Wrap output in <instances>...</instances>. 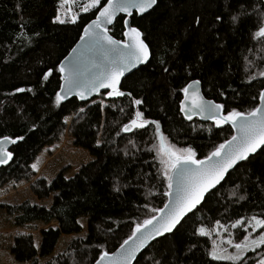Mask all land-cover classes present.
<instances>
[{
    "label": "trees",
    "instance_id": "1",
    "mask_svg": "<svg viewBox=\"0 0 264 264\" xmlns=\"http://www.w3.org/2000/svg\"><path fill=\"white\" fill-rule=\"evenodd\" d=\"M61 1L0 0V138L24 137L12 145L10 162L0 165V186L11 180L29 182L38 154L59 142L66 131L94 160L68 179L61 171L51 182L45 178L31 182V191L39 199L53 197L51 206L25 201L0 207L15 217L18 226L33 221L57 223L41 231L39 248L33 235H18L11 248L16 261L39 264V258L53 253L60 236L81 232L77 221L87 217V237L73 239L45 264H94L101 250L97 245L113 252L131 234L136 222L154 214L150 208H162L167 201L162 165L155 151H149L158 143L154 125L117 135L135 111H142L150 121L158 120L170 143L181 148L191 146L202 159L214 146L229 139L233 130L227 124L216 127L198 118L184 119L179 111L183 98L180 88L189 80H200L204 95L224 104L225 111H246L259 103L258 95L264 88V77L259 76L264 71V43L250 39V33L258 27L252 5L259 0H157L149 13L133 14L131 23L142 31L151 60L123 79L122 89L132 96L106 98L108 104L103 108L101 102H82L74 97L59 106L54 104L62 82L59 63L97 11L80 13L76 23H53ZM241 4L252 15L234 28L230 15L240 11ZM216 15H222L221 22L215 21ZM196 17L200 18L199 25L195 24ZM123 18L118 17L110 28V34L119 40L123 39ZM160 61L170 68L169 74H162ZM50 68L52 74L45 81L43 73ZM149 81L150 86L145 87ZM17 88L25 91L16 92ZM133 98L142 99L143 104L134 108ZM70 116L73 118L68 124ZM249 168L257 175L264 173V152L231 171L198 210L188 215L184 228L162 240V244L172 241L182 250L181 255L187 256L183 264H232L211 259L208 253L213 237L193 236L196 227L212 228L217 220L229 225L253 216L264 219V185L257 188L248 180ZM114 185L119 192L113 191ZM240 196L245 199L240 200ZM190 243L196 246L186 251ZM159 247L161 244L154 243L148 252ZM246 256V264H255L264 256V247Z\"/></svg>",
    "mask_w": 264,
    "mask_h": 264
},
{
    "label": "snow or ice",
    "instance_id": "2",
    "mask_svg": "<svg viewBox=\"0 0 264 264\" xmlns=\"http://www.w3.org/2000/svg\"><path fill=\"white\" fill-rule=\"evenodd\" d=\"M62 3H67V0H62ZM156 4L157 0H106L103 3L102 0H87V3L81 7V11L87 13L96 9L95 19L84 25L80 36V41L83 42L81 49H73L70 54L74 59L66 57L68 64L65 66L61 62V66L57 68V71L61 73L62 83L60 91L55 93L54 104L59 106L73 93L76 98L85 100L86 94L100 93L101 90H105L103 94L109 98L131 97V92L121 90L122 78H126V74H134V70H139V66L149 64L151 50L142 38V32L132 26L127 17L133 14L142 15ZM252 7L258 16V27L250 33V39L264 43V18H261L264 17V0H259V3ZM239 8L240 11L230 15L234 28H238L243 19L250 18L252 15L247 12L243 4L239 5ZM118 13L124 14L123 39L121 40L114 39L109 34L108 27L114 23ZM222 19V15L215 16L217 22H221ZM76 20L75 15H71L70 19H62L59 7L53 17V23L60 24L76 23ZM195 24H200L199 17H196ZM199 59L203 60V57ZM159 63L162 65V74H169L170 68L163 66L165 61ZM52 71L51 68L45 71L42 79L48 80ZM185 71L189 76L191 75L187 68ZM259 76L264 77V71L259 72ZM150 83V81L146 82L145 87H149ZM200 84V80H189L179 89V92L183 94L179 111L184 119L191 120L194 115H199L211 120L216 127L231 125L234 134L214 146L201 159L191 146L177 148L175 144L170 143L161 131V124L158 120L150 121L144 118L142 111H135L128 122L121 126L117 135L154 125L153 135L158 143H154L149 151H155L162 165L161 175L167 188L163 195L168 197V200L163 208H150L149 211L154 214L142 222H136L131 229V234L120 243L116 252H109L104 250L103 245H97L101 250L94 264H183L187 256L181 255L182 250L177 248L174 242L169 241L164 245L161 243L162 240H167L170 235L175 236L184 228V221L188 215L194 214V210H198V206L205 200L206 194L227 179L230 170H234L241 164L249 163L254 156L264 152V89L259 92V103L251 109L239 111L232 108L225 111L224 104L204 99L200 94ZM15 91L23 92L25 89L17 88ZM220 95L223 96L224 93L221 92ZM131 104L135 108L142 105L143 101L133 98ZM101 108H103V101H101ZM83 111L84 109L81 108L80 112ZM23 139V136H17L15 139L8 136L0 138V164H7L13 158V153L8 151L5 145L15 144ZM99 143L97 141L98 145ZM125 155L128 153L125 152ZM32 167L35 169L36 165L33 164ZM248 180L260 188L264 185V173L257 175L249 168ZM113 191L119 192L120 188L114 185ZM239 199L243 200L245 197L240 196ZM250 219L254 222L252 232L261 229L258 236L250 238L251 233H249L244 235L243 240L238 243L231 239L225 240L224 243L235 249L232 253H229L226 248L218 249L213 242V248L208 253L212 260L246 264L248 259L246 253L264 247V219L256 216ZM77 223L79 224L80 221ZM216 224L219 225L220 222L217 220ZM240 224L241 220L238 219L232 227L236 228ZM191 234L198 237L209 236V232L202 226L196 227ZM154 243L161 244V247L148 252L153 248ZM195 246L194 243H190L186 251H191ZM145 252L148 254L145 255ZM255 264H264V256H260Z\"/></svg>",
    "mask_w": 264,
    "mask_h": 264
},
{
    "label": "rangeland",
    "instance_id": "3",
    "mask_svg": "<svg viewBox=\"0 0 264 264\" xmlns=\"http://www.w3.org/2000/svg\"><path fill=\"white\" fill-rule=\"evenodd\" d=\"M85 3H87V0H67V3H62L61 1V18L70 19L71 15L78 17V15L82 13L81 7ZM66 13H68V15H66ZM101 101H103V105L108 104L106 95L101 94L92 102ZM72 118L73 116H70L66 119L68 124L71 123ZM92 160H94V156H92L87 149L77 146L73 135L69 133V131H66L65 136L61 138L59 142L44 147L38 154L37 159L33 163L36 165L34 169L35 174L29 182H15L11 180L0 186V205H19L25 201H29L32 204L46 205L49 207L52 204L53 197L39 199L31 191V182L37 178H45L47 181L51 182L61 171H64L65 177H72L84 164ZM14 218V216L8 214L5 208L0 207V264H30L28 262H18L12 255L11 248L14 245L15 238L20 234H31L33 235L35 245L39 248L42 239L41 231L49 227H56L57 223L52 222L46 224L43 221H33L25 226H18L15 224ZM240 220L241 224L237 225L236 228L232 227V224L236 221L229 225L220 222L219 225L215 224L212 228H204L209 232V236L211 238L213 237V242H215L218 249L226 248L229 253H232L235 249L224 243L225 240L231 239L233 242L238 243L243 240L244 235L251 233L250 238H255L258 236L259 231H261V229H257L256 232H252L254 222L251 219ZM79 221L80 224L83 225L82 231L60 236L53 253L47 257L39 258V264H45L50 258L64 251L73 239L87 237L88 218L81 217ZM245 229H247V231H245ZM239 233H243L242 236H239ZM237 236L239 238H237Z\"/></svg>",
    "mask_w": 264,
    "mask_h": 264
},
{
    "label": "water",
    "instance_id": "4",
    "mask_svg": "<svg viewBox=\"0 0 264 264\" xmlns=\"http://www.w3.org/2000/svg\"><path fill=\"white\" fill-rule=\"evenodd\" d=\"M156 6V5H155ZM155 6H153V8L155 7ZM153 8L152 9H149L146 13H144V14H142V15H139V16H143V15H145V14H147V13H149L150 11H152L153 10ZM120 16H124V14L123 13H118L117 14V16H116V18H115V20H114V23L112 24V25H109L108 27H109V29L115 24V22H116V20L118 19V17H120ZM132 17V16H131ZM131 17H127V19L129 20V22H130V24L132 25V23H131ZM93 19H95V18H93ZM132 26H134V25H132ZM134 27H136V26H134ZM139 29V28H138ZM140 30V29H139ZM141 31V30H140ZM83 32V31H82ZM142 32V31H141ZM109 34H110V32H109ZM143 34V33H142ZM111 35V34H110ZM113 36V35H112ZM113 38L114 39H117V38H115L114 36H113ZM142 38L144 39V37L142 36ZM117 40H119V39H117ZM145 40V39H144ZM146 42V41H145ZM82 41H80V38H79V40L75 43V45L72 47V49L69 51V53L60 61V63H59V66H61V62H63V64L66 66L67 64H68V60H66L65 58L66 57H68L69 59H74V57L73 56H71L70 54L72 53V51H73V49H81V45H82ZM147 43V42H146ZM148 44V43H147ZM151 50V49H150ZM143 65H141V66H139V68L140 67H142ZM134 71H136V70H134ZM67 73H65V75H66ZM128 75H130V74H126V76H128ZM123 79L124 78H122V83H123ZM194 80H197V79H194ZM62 83V82H61ZM200 94L204 97V99H206V100H212V101H214L213 99H209V98H207L205 95H204V93H203V91H202V83L200 84ZM264 89V88H263ZM121 90H123L122 89V85H121ZM59 91H60V89H59ZM104 91L105 90H101L100 91V93H92V94H90V95H88V94H86V99L85 100H80V101H82V102H89V101H92V100H94L96 97H98L99 95H101V94H103L104 93ZM124 91V90H123ZM76 98L75 97V94L73 93V95H71V96H69L65 101H67V100H69V99H71V98ZM106 98L107 99H113V98H109V97H107L106 96ZM78 99V98H77ZM183 99V98H182ZM215 103H219V102H216V101H214ZM192 118H198V119H200L201 121H203V122H212L211 120H208V119H205V118H203V117H201V116H199V115H194ZM230 127H231V125H229ZM232 128V127H231ZM234 134V133H233ZM12 145L13 144H11V143H8V144H6L5 145V147H6V149L8 150V151H10V149H11V147H12ZM10 162V160L8 161V163ZM0 165H4V164H0ZM231 171H233V170H230V172ZM219 185H217V187H218ZM216 187V188H217ZM215 188V189H216ZM214 190V189H213ZM213 190H211V192L213 191ZM209 194V193H208ZM208 194H206V196L208 195ZM205 196V197H206ZM167 200H168V197H167ZM164 207V206H163ZM162 207V208H163ZM119 248V247H118ZM117 250V249H116ZM116 250H114L113 252H116ZM139 255V254H138Z\"/></svg>",
    "mask_w": 264,
    "mask_h": 264
},
{
    "label": "bare ground",
    "instance_id": "5",
    "mask_svg": "<svg viewBox=\"0 0 264 264\" xmlns=\"http://www.w3.org/2000/svg\"><path fill=\"white\" fill-rule=\"evenodd\" d=\"M99 96H100V95H99ZM96 98H97V97H96ZM96 98H95V99H96ZM108 100H110V99H108ZM92 101H93V100H92Z\"/></svg>",
    "mask_w": 264,
    "mask_h": 264
}]
</instances>
